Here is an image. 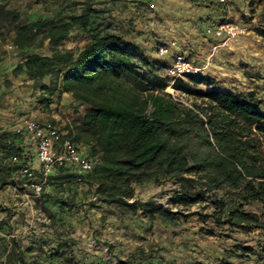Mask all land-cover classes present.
<instances>
[{"label":"rangeland","instance_id":"rangeland-1","mask_svg":"<svg viewBox=\"0 0 264 264\" xmlns=\"http://www.w3.org/2000/svg\"><path fill=\"white\" fill-rule=\"evenodd\" d=\"M8 9L16 10L28 21L80 14L85 7L69 8L72 2H86L99 14L94 18L99 30H109L138 47L134 51L139 71L154 72L170 85L165 92L186 105L201 100L192 92L206 93L213 89L252 97L264 111V0H251L249 7L225 8L209 0H0ZM229 24L246 28L232 38H217L208 29ZM93 33L75 30L62 45L48 42L42 48L26 51L51 56L57 51L78 52L91 40ZM14 34L4 31L0 37L14 58L23 64L25 53L13 45ZM12 45V46H11ZM174 46L202 69L198 76L180 81L191 92L175 91L168 77V58L158 53L160 46ZM7 52V51H5ZM146 57L149 64L140 63ZM17 65V66H18ZM12 75L19 77L22 72ZM25 81L36 89L46 85L50 91L41 93V112L49 120L50 92L56 77ZM8 89L11 81H5ZM11 93V91H10ZM0 98V102L4 100ZM1 105V103H0ZM2 107V106H0ZM68 120L77 124L87 107L74 106ZM52 111H50L51 113ZM21 112L18 126L30 120ZM68 123L66 116H61ZM73 120V121H72ZM12 133L11 131H6ZM1 166V164H0ZM58 170V169H57ZM54 170L42 192L32 184L42 180L41 168L34 177L15 173L0 190V264H264V227L231 228L219 225L210 217L215 197L226 198L225 190L207 194L206 201L189 207L176 204L179 193L200 192L199 183H178L167 177L142 185H134V198L129 203H152L162 211L129 209L99 201L94 190L70 182L62 186ZM186 178L197 181L194 174ZM229 198V196H227ZM227 198V199H228ZM226 199V200H227ZM245 211L262 217L260 204L245 206Z\"/></svg>","mask_w":264,"mask_h":264},{"label":"trees","instance_id":"trees-1","mask_svg":"<svg viewBox=\"0 0 264 264\" xmlns=\"http://www.w3.org/2000/svg\"><path fill=\"white\" fill-rule=\"evenodd\" d=\"M80 6L85 7L80 14L59 13L28 21L0 2V37L4 31L12 32L13 45L25 53L15 73L25 72L30 80L55 76L56 87L50 95L60 90L87 107L83 119L67 126V131L75 142L88 145L96 160L86 177L88 189L105 204L131 211L148 209L154 214L162 210L150 202L129 203L134 185L161 177L190 187L199 183L200 192L179 193L176 204L189 207L206 201L207 194L225 190L226 198L213 199L210 217L231 228H263L262 217L245 211L250 204L264 209V111L255 100L218 89L192 92L201 104L176 100L165 92L170 84L163 77L139 71L133 54L138 51L136 45L107 29L100 31L94 20L99 12L86 2H72L69 8ZM75 30L93 33L78 52L63 50L51 56L26 52L35 46L42 48L45 42L60 46ZM257 34L264 39V30ZM140 63L149 64L143 56ZM40 88L50 91L46 85ZM172 88L191 92L180 80ZM19 137L0 134V190L28 163L24 151L16 146ZM14 157L19 161L14 162ZM192 174L197 181L186 178ZM50 180L62 186L78 184L76 176L65 169H58Z\"/></svg>","mask_w":264,"mask_h":264},{"label":"built area","instance_id":"built-area-1","mask_svg":"<svg viewBox=\"0 0 264 264\" xmlns=\"http://www.w3.org/2000/svg\"><path fill=\"white\" fill-rule=\"evenodd\" d=\"M220 5H227L230 0H215ZM246 32V28L223 24L216 29H208L207 33L217 38H232ZM174 46H160L158 53L161 57L170 59L168 65V77L172 80L171 86L178 80L198 76L202 69L187 59L185 54L175 50ZM15 134L28 135L36 145L37 159L42 171L40 183H33L32 187L37 193L42 192L51 173L57 169H65L76 176L79 186L87 187L86 177L94 170L96 160L90 153V147L83 143H77L68 133H63L59 126L52 121L28 120L23 126H18ZM24 156L25 153L23 154ZM14 162L19 158L14 157ZM22 168L21 173L30 179L34 177V169L29 160Z\"/></svg>","mask_w":264,"mask_h":264},{"label":"crops","instance_id":"crops-1","mask_svg":"<svg viewBox=\"0 0 264 264\" xmlns=\"http://www.w3.org/2000/svg\"><path fill=\"white\" fill-rule=\"evenodd\" d=\"M209 1L215 4L217 3L215 0ZM250 2L251 0H230L227 5L222 6L225 8H242L249 7ZM8 47L10 48V45H4L0 40V98H5L0 102V106H2L0 107V134L6 131H11L13 134L15 133L16 124L22 120L19 119L21 112L27 113V117H31L30 120L41 122L52 121L60 127L63 133H68L67 126L71 125L68 118L73 116L72 108L80 105V102L75 101L71 94L62 93L60 90L57 91L51 96L52 101H50L51 105L49 109L52 112L50 113L49 110L46 112L47 115H51L52 118L56 120L47 119V117L41 113L44 108H46L41 103V93H43V91L36 89L30 81H25V72H22L19 77L12 75L13 69L18 63L22 62L19 58H14L11 55ZM167 60L169 65L170 59ZM5 81H11L13 87L8 89L6 85H4ZM61 116H66L68 123L65 122ZM16 146L24 151L33 169L40 167V163L37 159L36 145L28 135L20 136L16 140Z\"/></svg>","mask_w":264,"mask_h":264}]
</instances>
